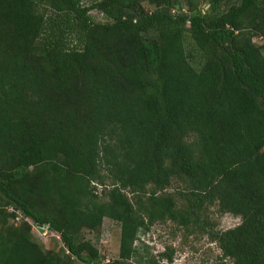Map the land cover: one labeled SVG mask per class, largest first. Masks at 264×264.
<instances>
[{"label":"trees","instance_id":"16d2710c","mask_svg":"<svg viewBox=\"0 0 264 264\" xmlns=\"http://www.w3.org/2000/svg\"><path fill=\"white\" fill-rule=\"evenodd\" d=\"M256 38L264 0H0V264H100L83 232L104 219L121 227L106 264H171L170 248L141 256L139 233L203 228L211 207L241 218L209 233L222 259L264 264Z\"/></svg>","mask_w":264,"mask_h":264},{"label":"rangeland","instance_id":"374dc122","mask_svg":"<svg viewBox=\"0 0 264 264\" xmlns=\"http://www.w3.org/2000/svg\"><path fill=\"white\" fill-rule=\"evenodd\" d=\"M201 8L207 11L209 9L208 3L206 1L203 2ZM146 9H149V7L146 6ZM91 15L97 22H105L101 14L92 12ZM187 41L189 42L190 40L187 39ZM254 42L262 45L264 44V39L256 38ZM184 187L185 184L183 182L175 180L166 192L178 196L179 191ZM21 221L20 216L16 223L19 224ZM240 223V217L229 214L220 215L216 207H211L204 216L203 228H191V230L187 231L170 221L156 223L149 231L139 233L135 246L141 256L154 257L156 259H158L160 253L170 248L174 250L171 264H233L228 259H222V253L217 244L211 241L209 233L211 229H213V232L232 229ZM32 232L35 240L46 250L58 253L65 249L62 240L57 237L56 233L54 235L50 234L43 239L39 237L36 230L32 229ZM120 236V225L110 219H104L102 227L97 232L87 230L83 232L84 240L91 241L98 249L103 259L100 264H106L119 257Z\"/></svg>","mask_w":264,"mask_h":264},{"label":"built area","instance_id":"2783aa9c","mask_svg":"<svg viewBox=\"0 0 264 264\" xmlns=\"http://www.w3.org/2000/svg\"><path fill=\"white\" fill-rule=\"evenodd\" d=\"M31 227L33 230H36L39 234V237L43 239L47 238L50 234L54 235V232L47 226H38L36 224H31ZM57 237L60 238L58 235Z\"/></svg>","mask_w":264,"mask_h":264},{"label":"water","instance_id":"95a60500","mask_svg":"<svg viewBox=\"0 0 264 264\" xmlns=\"http://www.w3.org/2000/svg\"><path fill=\"white\" fill-rule=\"evenodd\" d=\"M259 153H264V147L261 149V151Z\"/></svg>","mask_w":264,"mask_h":264}]
</instances>
